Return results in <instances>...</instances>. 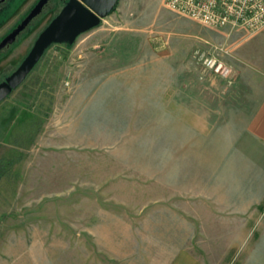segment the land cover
Here are the masks:
<instances>
[{"label": "rangeland", "instance_id": "rangeland-1", "mask_svg": "<svg viewBox=\"0 0 264 264\" xmlns=\"http://www.w3.org/2000/svg\"><path fill=\"white\" fill-rule=\"evenodd\" d=\"M53 14L0 61V81ZM263 97L264 29L120 0L0 102V264H165L179 250L229 264L264 247ZM14 110L32 119L4 139Z\"/></svg>", "mask_w": 264, "mask_h": 264}, {"label": "water", "instance_id": "water-1", "mask_svg": "<svg viewBox=\"0 0 264 264\" xmlns=\"http://www.w3.org/2000/svg\"><path fill=\"white\" fill-rule=\"evenodd\" d=\"M47 1L40 0L38 2L22 24L1 41L0 50L15 41L17 35ZM119 1L69 0L60 13L39 34L30 52L17 69L0 83V102L7 98L26 79L51 44H74L81 34L99 26L105 17L114 12Z\"/></svg>", "mask_w": 264, "mask_h": 264}, {"label": "built area", "instance_id": "built-area-1", "mask_svg": "<svg viewBox=\"0 0 264 264\" xmlns=\"http://www.w3.org/2000/svg\"><path fill=\"white\" fill-rule=\"evenodd\" d=\"M165 7L208 27L244 29L251 34L264 29V0H163ZM204 69L224 75L230 69L213 53L195 51Z\"/></svg>", "mask_w": 264, "mask_h": 264}, {"label": "flooded vegetation", "instance_id": "flooded-vegetation-1", "mask_svg": "<svg viewBox=\"0 0 264 264\" xmlns=\"http://www.w3.org/2000/svg\"><path fill=\"white\" fill-rule=\"evenodd\" d=\"M39 1L40 0H0V31L4 30L3 33H0V43L8 34H10L13 30H15L19 25L22 24V22L27 18V16L34 10V8L36 7V5L38 4ZM68 1L69 0H48L44 4L42 9L27 23V25L24 27V29L17 35L15 41L9 45H6L5 47H3L0 50V61L3 58L7 57L8 53L13 49V47L15 45H18V43L23 38L24 34L26 35L28 30L29 29L31 30L32 27L35 25V23H37V22L39 23V21L42 20L41 18H42V16H44V14L46 13L47 10H50L51 12L54 13L48 22V24H49L52 21V19L60 13L62 8L66 5V3ZM48 24H46L41 29L39 34L46 28V26ZM39 34H38V36H39ZM54 44H59V43H53L50 46H52ZM62 44H67V43H62ZM30 50H29V52H30ZM28 53H27V55H28ZM24 58L22 59V61L24 60ZM11 73L7 74L4 77V79L0 81V83L2 81H4Z\"/></svg>", "mask_w": 264, "mask_h": 264}, {"label": "crops", "instance_id": "crops-1", "mask_svg": "<svg viewBox=\"0 0 264 264\" xmlns=\"http://www.w3.org/2000/svg\"><path fill=\"white\" fill-rule=\"evenodd\" d=\"M252 124L261 132V142L264 143V97L261 106L253 118ZM254 125V126H255ZM263 159V158H262ZM244 250V251H243ZM232 253L229 264H264V247H248ZM243 251V253H241ZM165 264H218L215 259H202L188 250H179Z\"/></svg>", "mask_w": 264, "mask_h": 264}, {"label": "trees", "instance_id": "trees-1", "mask_svg": "<svg viewBox=\"0 0 264 264\" xmlns=\"http://www.w3.org/2000/svg\"><path fill=\"white\" fill-rule=\"evenodd\" d=\"M69 47H71V46H73V44H67ZM32 119V115H31V113H29V112H27V111H25V110H21V111H16V110H14L12 113H11V115H10V117H8V119H7V124L9 125L8 127H7V131H6V134H5V137H4V139L6 138V137H9L10 136V134L12 133V129H11V125H13V124H15V123H23V122H25V121H29V120H31Z\"/></svg>", "mask_w": 264, "mask_h": 264}]
</instances>
